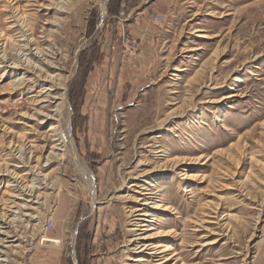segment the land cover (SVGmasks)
Wrapping results in <instances>:
<instances>
[{"label":"rangeland","instance_id":"1","mask_svg":"<svg viewBox=\"0 0 264 264\" xmlns=\"http://www.w3.org/2000/svg\"><path fill=\"white\" fill-rule=\"evenodd\" d=\"M49 1L0 0V45L26 48L0 63L50 49L70 141L48 161L39 85L0 69V264H140L137 180L169 207L166 264H264V0Z\"/></svg>","mask_w":264,"mask_h":264},{"label":"bare ground","instance_id":"2","mask_svg":"<svg viewBox=\"0 0 264 264\" xmlns=\"http://www.w3.org/2000/svg\"><path fill=\"white\" fill-rule=\"evenodd\" d=\"M30 1H33V0H30ZM107 1L108 0H106V3H107ZM49 2H51V0ZM49 6H54V2L50 3ZM47 9H48V7H47ZM16 12H18V10ZM105 12L106 11L104 9L103 10V17L106 16ZM14 16L15 17L9 18L11 20L14 19L11 26H14L16 23H21L22 25L26 24L27 17L24 16L23 13H19L18 15H14ZM25 26L27 27L28 25H25ZM16 27H18V26H16ZM9 30H11V29H9ZM13 30H14V28H13ZM28 31H30V29ZM1 37H2L3 42H2V45H0V53L4 54L3 57H5V59L6 58L8 59L7 56H9L8 51H7L8 47L11 46V48H12L15 46V49L18 48V51H20V52L23 51V49L25 48V45H20L12 36H7V34H5V35L3 34V35H1ZM202 37L203 38H209L208 36H202ZM32 43H33V40L31 42V44ZM23 44H26V43H23ZM26 45L28 48L31 46V45L28 46L29 43H27ZM34 47H35V43H34ZM198 49H201V48H198ZM49 50L48 49L47 50H41L38 46L35 49V51H37L36 56L41 55V58L39 59L40 60V64H39L40 67L32 64L33 62L30 61L31 59L29 60V62H27L28 61L27 58L25 60H22V58H21L22 56H21L20 57L21 60H20V59H15L14 56L11 55L9 62L12 61V63L8 64L9 62H5L3 60L2 63H0V69L3 68V70H4L3 72L5 73V74L3 73V75H7V73H8L7 69H9V71H12L16 74H18L20 72L22 73L20 76H18V78L16 80H14V82H12L10 84L9 90L10 89H12V90L19 89L23 85L22 82L26 79L28 74H29V76L30 75L32 76V78L28 76L30 83L32 82L34 84V86H35V84L39 85V87H38L39 90H37V96H36L37 99L35 101V104L33 103L35 106V108H34L35 113L32 116V119H34V118L36 119V122L38 123L37 125H46L47 123L53 122L50 126H48V130H47L46 137L44 140L47 144V147H50V149H51V153H49V156H48L49 157L48 161H51V159L53 157L56 158L57 155H55V154L57 151L60 153L65 152V155H63L62 157L66 156V149L65 148L70 145V141H68V139L65 138L66 136L64 137L62 135L63 133H61L60 126H59L61 121H62L64 107H65V105H67V97H66V93H65V90H66L65 86H67V85L66 84L65 85L60 84V86H63L62 89L64 88L63 89L64 93H62V94L60 93L59 95H57L56 92L58 90L62 91V89L59 88L60 86L57 87V85H59V83H57V82L61 81V79L58 80L57 78H59V77L56 74H54V75L51 74L52 68L55 65L52 64L50 61L51 56L47 55V54L50 55ZM26 53H27V51H26ZM52 53L53 52H51V54ZM44 57H46V58L42 60V58H44ZM1 66H3V67H1ZM58 75H60V74H58ZM54 104L56 105L55 107L52 106ZM52 108H54V109H52ZM68 129H69V126H68ZM70 151L72 153V156L74 157V159L77 162L78 160H77L75 150L71 149ZM170 161H174V160L172 159ZM174 162H176V161H174ZM172 165H174V164H172ZM4 174H6V173H4ZM82 176H83L86 184L90 188L93 199L96 200V192H95L94 187H93V182L90 179L91 177H89L88 174L84 170L82 171ZM182 176H183L182 177L183 180H189V179H192V177H193V175H190L188 173H185ZM9 182L7 184V187H11ZM140 185H141V182L139 180H137L136 182H134L130 186V189L131 190L133 189L132 191H136L135 192L136 196L134 197L135 201L137 203H140L139 204L140 208H137L136 210H133L131 212V215H132L131 216L132 217L131 222L133 223L132 227L134 226V229H135L132 231H136V237H137L136 240H132V243H139L138 249L140 251L139 252L140 256H139V258L136 259L135 262L140 263V264L146 262V259L142 255H144L145 253H151L150 255H154L153 258L159 259L158 262H160V264H166V263L172 261V259L174 257V256L173 257L167 256V253H169L173 249H172V246L165 245L164 240H161V239L165 238L166 236H169L170 234L169 235L160 234V231L154 232V231H156V228L154 227V223L159 222L157 215L155 214V211H158V210L168 211L169 207L165 206L161 202L160 197L157 196L156 193H153L154 192L153 188H155V184L148 182V184H146L147 186L143 185V187H141ZM141 189L143 192L139 191ZM13 197L18 198L19 196L18 197L13 196ZM125 197H128V196H125ZM10 203H11V205L9 206L7 211H5L7 213H5V214L3 213L4 214L3 219L8 220V218H10L9 217V214L11 213L10 210L13 208H16L15 205H17V204H15V202L12 203V201H11ZM151 219H153L155 222ZM13 221H15V219H13ZM162 235L164 237H162ZM167 241H169V240H167ZM41 245H43V246L45 245L47 247H53L55 249H58V248H60L61 242L59 240H56V239L45 237L41 241ZM161 261H163V262H161Z\"/></svg>","mask_w":264,"mask_h":264},{"label":"built area","instance_id":"3","mask_svg":"<svg viewBox=\"0 0 264 264\" xmlns=\"http://www.w3.org/2000/svg\"><path fill=\"white\" fill-rule=\"evenodd\" d=\"M51 229H52V230L54 229V225L51 226Z\"/></svg>","mask_w":264,"mask_h":264}]
</instances>
